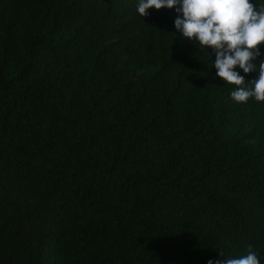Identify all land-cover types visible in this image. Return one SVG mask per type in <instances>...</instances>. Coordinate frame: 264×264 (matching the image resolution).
Wrapping results in <instances>:
<instances>
[{
	"label": "trees",
	"instance_id": "trees-1",
	"mask_svg": "<svg viewBox=\"0 0 264 264\" xmlns=\"http://www.w3.org/2000/svg\"><path fill=\"white\" fill-rule=\"evenodd\" d=\"M137 3L0 0V264H264V102Z\"/></svg>",
	"mask_w": 264,
	"mask_h": 264
},
{
	"label": "clouds",
	"instance_id": "clouds-1",
	"mask_svg": "<svg viewBox=\"0 0 264 264\" xmlns=\"http://www.w3.org/2000/svg\"><path fill=\"white\" fill-rule=\"evenodd\" d=\"M154 8L174 9L175 29L182 38L191 41L208 56L214 54L212 67L225 84L234 86L231 98L237 103L249 99L264 102V2L254 0H138L136 10L146 17ZM211 49V54L208 52ZM260 57L258 63L255 62ZM245 74L256 71L255 79L245 80ZM259 252L249 243L246 255L217 259L215 264H260ZM222 253L220 252V256ZM207 264H213L208 260Z\"/></svg>",
	"mask_w": 264,
	"mask_h": 264
}]
</instances>
